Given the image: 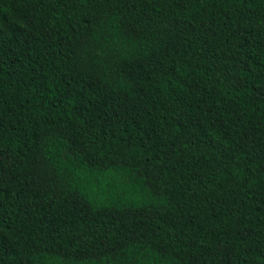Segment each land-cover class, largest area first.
<instances>
[{"label":"trees","instance_id":"obj_1","mask_svg":"<svg viewBox=\"0 0 264 264\" xmlns=\"http://www.w3.org/2000/svg\"><path fill=\"white\" fill-rule=\"evenodd\" d=\"M0 264H264V0H0Z\"/></svg>","mask_w":264,"mask_h":264}]
</instances>
